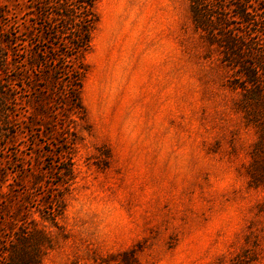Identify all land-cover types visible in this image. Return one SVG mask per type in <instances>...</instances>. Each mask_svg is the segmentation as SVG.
Segmentation results:
<instances>
[{
  "label": "rangeland",
  "instance_id": "rangeland-1",
  "mask_svg": "<svg viewBox=\"0 0 264 264\" xmlns=\"http://www.w3.org/2000/svg\"><path fill=\"white\" fill-rule=\"evenodd\" d=\"M94 9L73 178L56 142L20 145L5 222L29 213L49 232L40 264H264V186L247 175L257 135L230 72L192 31L187 1ZM58 207L55 226L40 218Z\"/></svg>",
  "mask_w": 264,
  "mask_h": 264
},
{
  "label": "trees",
  "instance_id": "trees-1",
  "mask_svg": "<svg viewBox=\"0 0 264 264\" xmlns=\"http://www.w3.org/2000/svg\"><path fill=\"white\" fill-rule=\"evenodd\" d=\"M186 1L192 31L230 72L226 84L239 93L236 109L255 130L247 175L251 187L264 186V0ZM19 2L14 11L0 3V264H40L49 232L29 213L21 221L9 216L10 224L4 219L3 187L13 173L8 159L20 145L56 142L57 158L68 165L63 177L73 178L69 156L84 120L80 60L91 46L97 0ZM60 210L39 209L40 218L55 226Z\"/></svg>",
  "mask_w": 264,
  "mask_h": 264
}]
</instances>
